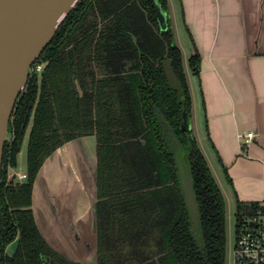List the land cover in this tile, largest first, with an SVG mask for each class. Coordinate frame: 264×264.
I'll return each instance as SVG.
<instances>
[{"label":"trees","instance_id":"16d2710c","mask_svg":"<svg viewBox=\"0 0 264 264\" xmlns=\"http://www.w3.org/2000/svg\"><path fill=\"white\" fill-rule=\"evenodd\" d=\"M159 2L169 13V0ZM108 18L100 30L99 25ZM149 21L157 23L156 0H82L41 56L49 60L41 85L30 78L12 118L13 139L4 152L0 181L2 264L4 250L18 229L20 247L7 264H39L38 254L49 252L30 209L37 176L58 147L94 133L98 138V264H141L152 258L155 253L146 257L138 250L137 238H142L141 242L151 239L164 253L159 263L150 260L145 264H227V202L189 125L193 102L183 53L172 30L162 34L163 40ZM128 30L144 34L148 46L143 49H149L154 57L164 54L172 59L184 102H179L164 72L150 62L145 69L146 81L140 75L131 77L128 84L121 78L113 79L118 95L108 89L113 83L95 80L93 59L107 58L117 67L131 41ZM114 32L120 42L110 44L106 39ZM105 41L104 48L99 47ZM199 62L200 54L195 50L190 58L195 72ZM75 81L80 83L82 94L77 93ZM184 111L189 122L186 128L182 126ZM31 123L29 181H8L7 168L18 167ZM140 136L145 144L137 139ZM183 164L191 169L199 228L186 201ZM259 206L238 201L237 225ZM132 241L133 250L124 253Z\"/></svg>","mask_w":264,"mask_h":264},{"label":"crops","instance_id":"0c3cea01","mask_svg":"<svg viewBox=\"0 0 264 264\" xmlns=\"http://www.w3.org/2000/svg\"><path fill=\"white\" fill-rule=\"evenodd\" d=\"M169 15L193 102L190 126L226 201L264 204V0H169ZM183 31L189 42L181 46ZM195 50L197 72L190 66ZM30 131L18 155V172H27L22 153L24 146L28 153ZM249 132L256 137L243 147ZM59 174L63 179L52 188L50 176ZM96 200L95 140L67 143L40 171L33 207L46 237L58 248L55 240L61 236L73 246L80 243L87 263L96 254V239L92 244L85 237L88 230L96 236Z\"/></svg>","mask_w":264,"mask_h":264},{"label":"water","instance_id":"95a60500","mask_svg":"<svg viewBox=\"0 0 264 264\" xmlns=\"http://www.w3.org/2000/svg\"><path fill=\"white\" fill-rule=\"evenodd\" d=\"M82 0H0V181L4 152L13 139L12 118L28 82L34 65L41 58L58 30ZM161 25L166 26L168 13L158 5ZM166 79L180 102L182 83L173 67V61L164 62ZM183 128L188 125L183 112ZM183 188L193 222L200 227L199 204L188 164H183ZM97 233V203L94 206ZM1 250V245H0ZM1 258V253H0Z\"/></svg>","mask_w":264,"mask_h":264},{"label":"flooded vegetation","instance_id":"af4514ba","mask_svg":"<svg viewBox=\"0 0 264 264\" xmlns=\"http://www.w3.org/2000/svg\"><path fill=\"white\" fill-rule=\"evenodd\" d=\"M159 4H160L159 0H156V20H157V23H153V22L149 21V24L155 30L156 34L159 37H161L163 40H164V38L162 37V34L165 32H168L169 30H172V32L174 34L175 43H176L175 32H174V28H173L169 13H168V21L166 22V26L163 27L160 23L159 16H158V5ZM161 7H162V5H161ZM110 17H111V19H114L115 15L113 14ZM109 21H110V18L102 21V23L99 25L100 30H102L103 27L105 26V24H107ZM127 34L131 38V41L129 42L128 47H127L128 51H125L122 53L123 56L118 60L117 67L114 64L113 65L115 67L113 65L109 64L107 58H104L103 60H101V59H98L97 57H95L91 63V71H93V73L95 75V80L97 82L104 80V81H107L108 83L109 82L113 83V87H109L108 89L115 91L116 95H118L119 88H118V86H116L114 84V82H112L113 79L118 77V78L123 79L128 84L131 82V77L136 76V75H140L142 77V79L144 81H146L147 74H146L145 69L147 68L148 62H150L157 70L161 69L165 74L164 62L166 59H170L167 55H164V54L160 55L158 57H154V55L151 54L149 49H147V48L143 49V46H146V47L148 46L147 44H145L146 38H145L144 34L137 35L133 30H128ZM116 35H118V33H116V32L112 33V37L109 39H106V41L109 40L108 42L110 44L120 42L116 38H114ZM120 37H122V36H120ZM106 41L101 43L99 47L104 48ZM122 44L126 45L127 42L125 41ZM107 47L108 46H106V48ZM107 54L108 53H106V56H107ZM125 55H127V56H125ZM48 64H49L48 59L40 58L37 61V63L34 65V71H33L31 78H36L39 85H41L42 78H43V72L45 71V68ZM75 87H76L77 93L82 94L81 86H80V83L78 81H75ZM33 119H34V116H33L32 120ZM189 125H190V123H189ZM31 128H32V123H31L29 129H31ZM30 133H31V131H30ZM87 137L95 140V151H96L97 169H98V138H97V135L95 133L83 135V136H78L75 139H73L69 142H66L62 146L58 147L55 151H53L49 155V157L46 159V161L55 152H57L61 147L65 146L67 143H70L72 141H75V140H78L81 138H87ZM137 139L139 141H141L143 144H145V140L141 136ZM137 139H132V140H137ZM125 141H128V140H125ZM46 161H45V163H46ZM26 163H27V160H26ZM45 163L43 164V166L45 165ZM43 166L41 167V170H42ZM27 168H28V163H27ZM11 169H13L12 172H14V171L18 172V170H17L18 167L15 168V167H12L11 165H9L7 168V170H8V181L11 180V181H14L15 183H24V184L28 183L29 174H28V179L26 181H21L15 176L10 178L9 174L11 172ZM40 171H39V173H40ZM59 171L61 172V174L64 173L60 169V167H59ZM66 174L64 175V177L66 176ZM61 179H63V176H61L60 174L59 175H51L50 176V186L52 188L59 187V186H57V184L61 181ZM97 179H98V176H97ZM34 188H35V185H34ZM34 188H33V194H34ZM98 191L99 190H98V183H97V200H96V203L98 201ZM33 194H32V204L30 206V209L33 211L35 222H36V225L39 229L41 236L43 237V239L45 240V242L47 243V245L50 248L49 252H40L38 254L39 264H98V260H99L98 234L96 233L95 259H94V261L92 260L91 263L85 262L84 256H82L80 254L81 250H83V246L82 245L80 246V243H74V244L78 245V246L74 245L75 246L74 247L71 244L72 242H70L67 238L61 236V237H58L59 239L55 240L56 245L59 246V248H58L46 237V235L42 232V230L39 226L38 219L36 216V211L33 207ZM15 209H17V208H13L12 210H15ZM137 239H139L138 243H137V245H138L137 248H138V250L141 251L143 256L148 257L151 254L155 253V255L151 256L152 258H149L146 262L153 260V261H157L159 263V258L162 257L164 255V253L160 252L158 245L154 241H152L151 239L147 240V238L146 239L144 238L143 239L144 242H141L142 238L141 239L137 238ZM137 239L135 238V240H137ZM20 242H21V230L18 229V234H17L16 238L11 243H9L4 250L3 264H7L6 262H7L8 258L9 259L14 258V256L16 255V253L20 247ZM133 245H134L133 241L129 242V245L124 249V253H129L131 250H133ZM84 252L85 251L83 250V255H84ZM146 262H142L141 264H145ZM0 264H2L1 260H0Z\"/></svg>","mask_w":264,"mask_h":264},{"label":"built area","instance_id":"2783aa9c","mask_svg":"<svg viewBox=\"0 0 264 264\" xmlns=\"http://www.w3.org/2000/svg\"><path fill=\"white\" fill-rule=\"evenodd\" d=\"M255 137V132L246 134L242 146L250 145ZM15 175L21 181L28 179V172H10L9 177ZM232 264H264V204L237 225Z\"/></svg>","mask_w":264,"mask_h":264},{"label":"rangeland","instance_id":"374dc122","mask_svg":"<svg viewBox=\"0 0 264 264\" xmlns=\"http://www.w3.org/2000/svg\"><path fill=\"white\" fill-rule=\"evenodd\" d=\"M179 18V16H178ZM178 22V21H177ZM183 28V27H182ZM188 35L186 33V31H183L179 36V42L180 45L183 44H188V39H187ZM187 40V41H186ZM182 46V45H181ZM31 130V129H30ZM29 131V130H28ZM27 131V133H28ZM25 155V159H26V155H27V146H24V151L23 153ZM13 169H11L12 172ZM215 175V178L219 179V176L217 174L216 171L213 172ZM221 175V174H220ZM223 176V175H222ZM16 177V175H15ZM224 180V179H223ZM219 181V180H218ZM219 185L221 187V184L219 182ZM227 202V201H226ZM228 203V202H227ZM237 204L235 202L232 203H228L227 204V240H228V258H227V264H232V253H233V248L236 242V230H237ZM95 233H91L90 230L86 231L85 233V237L86 238H90V242L93 244L96 236H94Z\"/></svg>","mask_w":264,"mask_h":264}]
</instances>
